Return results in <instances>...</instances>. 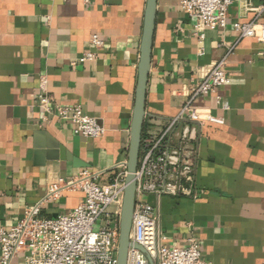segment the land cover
Wrapping results in <instances>:
<instances>
[{
    "label": "crops",
    "instance_id": "0c3cea01",
    "mask_svg": "<svg viewBox=\"0 0 264 264\" xmlns=\"http://www.w3.org/2000/svg\"><path fill=\"white\" fill-rule=\"evenodd\" d=\"M264 0H231L224 28L206 29L179 0H157L143 133L175 117L191 84L236 42V22ZM146 0H0V226L45 198L48 186L81 169L105 171L126 160ZM264 22V12L259 16ZM102 44L95 47L92 38ZM93 52L91 60H81ZM75 62V63H73ZM217 95L193 105L223 123L193 124L196 198L147 195L166 245L194 237L210 264H264V42L238 40ZM52 104H78L97 117L99 138L38 106L40 78ZM223 104L227 108L222 107ZM180 126L176 129L179 133ZM178 136H173L176 144ZM82 192L63 189L42 215L71 211ZM23 256L12 264H23Z\"/></svg>",
    "mask_w": 264,
    "mask_h": 264
},
{
    "label": "built area",
    "instance_id": "2783aa9c",
    "mask_svg": "<svg viewBox=\"0 0 264 264\" xmlns=\"http://www.w3.org/2000/svg\"><path fill=\"white\" fill-rule=\"evenodd\" d=\"M231 0H179L181 10L194 20L193 32L199 41L206 29L224 28ZM254 10L247 22H236V42L226 48L210 68L190 86L179 113L155 130L142 134L140 154L135 172V203L131 218L130 241L126 264H210L202 258L199 245L190 237L185 245H166V236L159 229L156 208L146 200L147 195L157 199L163 196L196 198L192 162L193 124L223 123L224 119L207 113L201 116L193 105L201 96L216 94L227 81V58L238 40L253 37L264 42V1ZM92 43L101 46L94 36ZM93 52H86L81 60H91ZM75 63V62H73ZM38 106L45 114H53L69 122L75 134L99 138L106 132L97 117L83 112L78 104H52L46 94V80L40 78ZM224 109L227 108L223 104ZM180 126L179 133L176 129ZM178 136L176 144L173 136ZM105 171L81 169L76 175L59 179L48 186L45 198L24 210L21 218L9 228L0 226V264H12L23 256V264H116L119 238V216L127 174L126 160L117 163L104 179ZM63 189L82 192L75 208L55 216L42 215L43 201H54ZM112 207L111 211L108 209ZM134 245L142 247L141 251Z\"/></svg>",
    "mask_w": 264,
    "mask_h": 264
},
{
    "label": "water",
    "instance_id": "95a60500",
    "mask_svg": "<svg viewBox=\"0 0 264 264\" xmlns=\"http://www.w3.org/2000/svg\"><path fill=\"white\" fill-rule=\"evenodd\" d=\"M156 5L157 0H146L143 14V26L137 66V80L130 124L129 143L127 148V174L125 177L124 194L119 216V238L116 264H126L128 247L132 245L130 241V230L131 218L135 203V172L138 166L141 138L143 133L146 86L150 70L151 50L156 18ZM134 246L145 252L142 247L138 245ZM147 258L149 264H153L152 259L148 255Z\"/></svg>",
    "mask_w": 264,
    "mask_h": 264
},
{
    "label": "rangeland",
    "instance_id": "374dc122",
    "mask_svg": "<svg viewBox=\"0 0 264 264\" xmlns=\"http://www.w3.org/2000/svg\"><path fill=\"white\" fill-rule=\"evenodd\" d=\"M111 209H112V207H110V208L108 209V211H111Z\"/></svg>",
    "mask_w": 264,
    "mask_h": 264
}]
</instances>
